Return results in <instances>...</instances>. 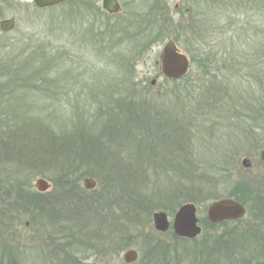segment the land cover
Segmentation results:
<instances>
[{
  "label": "rangeland",
  "instance_id": "rangeland-1",
  "mask_svg": "<svg viewBox=\"0 0 264 264\" xmlns=\"http://www.w3.org/2000/svg\"><path fill=\"white\" fill-rule=\"evenodd\" d=\"M119 1L122 9L110 13L103 8V0H69L44 9L36 8L32 0H0V23L11 18L16 21L11 30L4 31L0 27V232L4 231L12 238L8 240L12 245L9 248L15 250L19 264H95L92 245L96 238L103 236L113 237L106 238L113 242L127 238L131 246L144 251L147 249L143 247L145 244L159 240L166 247L165 254L175 258L176 264H208L209 259H214L209 244L202 243L207 234L196 244L176 237L172 230L159 232L155 228L154 213L164 209L150 214V200L158 196V191H151L147 184L141 189L145 195L139 198L143 204H138L140 216L135 212L127 215L112 207L116 223L111 214L112 223L105 218L103 226L94 220L88 222L76 215L69 216L65 210L54 211L63 199L55 198V193H48L53 207L45 214L36 215V209L27 197L38 190V178L48 172V166L36 163L30 157L24 159L29 146L36 145L39 157L65 158L74 153V143L81 141V134L89 130L95 132L92 136L101 133L99 142L109 146L112 139L103 132L105 127L115 124L108 122L105 111L121 108L123 112V103L118 101L131 94L144 98L148 92L146 83L154 86V91L160 95L157 97L160 107H167L175 116H180V120L186 122L183 128L192 131L190 136L187 133L179 135L170 142L174 149L169 160L177 164L179 157L188 161L193 158L199 163L197 170L205 172L207 164L216 159H230L228 174L207 177L217 179V182L213 181L214 186L219 185L225 194L229 193L226 190L233 189V183L238 185L248 181L249 176L264 171L261 166L264 149V0ZM235 21L244 28L236 26ZM237 27L242 28L241 33L247 32L245 36L252 37L250 42L233 43L231 38L237 33ZM210 38V44L219 51L216 58L221 60L214 66L212 77L220 79L223 86L221 90L213 89L209 81L211 74L207 78L199 72L202 78H207L202 80L207 85L196 87L195 97L200 100L193 102L194 96L185 88L187 83L179 84V92L175 83L160 77L161 53L165 43L173 39L192 60L191 50ZM155 79L157 82L153 83ZM208 88L219 95L210 96ZM189 92L192 96L186 97ZM208 101L214 103L209 109L205 108ZM196 105L201 107L202 121L197 120L203 128L189 123L188 116L192 115L190 111ZM124 107L128 108L127 104ZM197 114L194 111V115ZM47 136L53 141L45 140ZM150 137L138 133L131 142L130 138L115 141L111 150L104 151L100 161L113 158L131 163L136 156L134 141L148 143ZM2 140L9 141L13 151L3 146ZM181 143L189 145L184 154L177 150ZM49 148L62 152L47 154L45 151ZM246 157L254 159L255 169L243 164ZM165 168L154 174L143 166L142 169L147 171L146 178L150 179L147 183L158 175L165 179L168 174H172L170 178L176 175L175 165ZM107 169L112 170L111 167ZM83 170L86 173L89 168L84 166ZM44 177L52 182V176ZM204 187L208 188L206 183L199 185L197 191ZM108 188L118 200L117 190L111 185ZM162 190L172 193L170 187L163 186ZM93 191L99 196V202L105 198L100 197L103 194L100 185ZM188 192H182L183 197L176 199L175 193L168 198L164 195L167 200L163 204L171 213V219ZM74 200L70 197L65 200L69 202V208L77 204ZM68 202L62 203L63 209ZM115 206H119L118 203ZM206 214L207 208L199 210L202 218ZM81 221H85L83 227L86 229L83 234L76 231L80 239L66 237L74 233L71 226L76 228ZM96 229L100 230L90 232ZM48 242L56 245L47 248L44 244ZM65 245L69 255L60 250ZM197 245L206 250L207 261L196 260L203 255L196 252ZM143 254L140 251V255ZM122 255L124 253L120 254L117 264H123ZM170 260L167 257L166 264H171Z\"/></svg>",
  "mask_w": 264,
  "mask_h": 264
},
{
  "label": "trees",
  "instance_id": "trees-1",
  "mask_svg": "<svg viewBox=\"0 0 264 264\" xmlns=\"http://www.w3.org/2000/svg\"><path fill=\"white\" fill-rule=\"evenodd\" d=\"M234 24H236V26L243 27L242 26L243 24H240L239 21H235ZM240 27H237L238 29L237 33H235L231 38L233 39L234 44L236 43L245 44L244 41H248V42L251 41L252 37L245 36L247 32L243 31L241 33L239 31L242 30V28ZM232 29H234V26L232 27ZM175 41L177 42V40ZM210 42H212L211 38L209 41L208 40L203 41L202 42L203 44L201 43L199 47H197V49H195L194 51L191 50L193 69H191L190 73L186 77L179 80H171L165 78L162 72H160V77L164 78L168 83H175L178 86L179 92H180L179 84L181 82L187 83L188 85L185 88L189 89L192 95L194 96L193 102L196 100L198 102L200 100L195 97L196 94L195 91H198L196 87L199 85L200 88H204V85H207L205 81H202L209 78V76L207 75L211 74L209 81H211L212 83L211 87L213 89L221 90L223 86V84L221 83L222 81H219L220 79L212 77L213 75L212 71L214 70V66L219 65L221 60L216 58L219 52L217 47H213L210 44ZM201 71L203 74L207 76V78L205 77L202 78L201 74H199V72ZM146 86L148 92H146L147 96L145 95L144 98H137L135 97L134 94H131V97L129 96L126 97L127 99H119L118 102L123 103L122 105L123 112H121V108L120 110L117 111L115 109H110L105 111L106 117H108V120H110L108 122H113L115 124L114 126L112 125L105 127V132H103L104 134L110 136V138L112 139L113 143H111L109 146L99 142L100 137H102L101 133L100 134L96 133L97 135H93L94 136L93 137L92 134H95V132H91L90 130L81 134L80 137L81 141H78L76 144L74 143L73 146L74 153L70 154L65 158L64 157L51 158L49 155H46L45 157H39V153H38V149L36 148V145L29 146V150L27 151V153L28 152L30 153L29 154L26 153L25 155H23L25 157L24 159L30 157V160L31 158L34 159V161L36 160V163L40 162L41 165L48 166L46 167L48 168L47 169L48 172L45 171L46 173L45 172H41V173L42 174L45 173L44 175L47 176H52L51 179L53 182L54 190L51 193L56 194L55 198H63L61 199V201L58 202V203L61 202V204H58L54 208V211H58L56 209L62 211L65 210L64 212H68L67 215L69 216L76 215V218H83L84 220L87 219L88 222L94 220V222H97V224L99 223L100 226H103L105 223V218L107 219V222L112 223L111 214H113L114 222L116 223L114 213L112 212L113 208L127 215H130L131 212H135L137 213V215L140 216L142 212L137 208H139L138 204L143 205L139 201L140 200L139 198L140 196L145 195L144 192L141 191L144 185L145 186L148 185L149 188L152 189L151 191H158L156 192L158 196L150 200V204L148 207L150 214H152V212L157 209L167 210L166 205L163 204V202L164 200H167L165 198L166 197L168 198V196L171 195L172 193H175L174 195H176V197L175 196L174 197L176 199L178 197H183L182 192L189 190L188 195H185V198L182 199L183 201L182 203L194 201L201 203L203 205H207L208 202H211V200L220 198L225 195V192L219 189V185L218 187H215L217 185L214 186L213 181L217 182V179L213 180V179H208L207 177L210 176V178H213L212 176L219 177L228 174V170H229L228 165L230 164V159L229 160H224L222 158L216 159L214 163L207 164L206 167L207 170L205 172L203 169L197 170V164L199 165V163L196 161V159L192 158L190 159V161H188L183 157H179L180 161L177 164L173 160H169L174 149V147L170 146V142L174 141L175 138L179 135H184L187 133L190 136L192 134V131L185 129L186 127L183 128V125L186 122L180 120V116H175V114L171 113L167 107H160L158 103L159 101L157 100V97H159L160 95L154 91L153 89L154 86H152L149 83H146ZM211 91L213 90L211 89ZM211 91L210 89L208 90L210 96L213 94H217L215 92L211 93ZM192 95H190V92L188 94H185L186 97H191ZM211 102L212 101H208L206 103L207 106L205 108L209 109L212 106H214V103ZM200 103L202 105L204 104L202 101H200ZM126 104L128 108L124 107V105ZM200 109H201L200 106L197 105L193 106L192 110L190 111L192 115L188 116L190 117L189 123L192 122L191 124H196V126H198L199 128L202 127V123L198 122L199 120H197V118L198 119L200 118V121H202L201 117H203L199 115ZM194 111L198 114L194 115ZM223 115L225 114H222V116ZM125 129H128L130 131H125ZM138 133L143 135L145 138H147L148 136L151 137L148 138L150 139L148 143L146 141L143 143L134 141L133 145L137 147L135 151L136 156L133 157L131 163H123L120 160H116L113 158L111 160L109 159V161L108 160L100 161L101 156L105 155L107 148H110L111 150L112 146L115 144V141L117 142V141H121L122 139L130 138L129 141L131 142L132 138H134L135 135H137ZM44 139L45 140L49 139L51 140V142L53 141V139L50 136L49 138L47 136V138ZM2 143L5 148L13 151V149H11V145L9 144V141L4 142L2 140ZM41 144L42 143L40 141V146ZM188 146H185L183 143H181V145L178 146L177 150L182 154H184L185 149ZM0 147L2 146L0 145ZM45 152L47 154H51L52 152L53 154H55V153H61L62 151L54 150L53 148L50 151L49 148V150ZM17 156L19 158V155ZM102 159L104 160V158ZM41 162H44L45 164ZM186 164L189 165L188 168L183 167V165ZM169 165L171 166L175 165L177 167L176 169H174V172L176 173L175 176L170 178L172 174H168V176H166L167 179H165L162 178L163 175H161L160 178V176L157 174L158 175L157 177L153 178L149 183H147L150 179L146 178L147 171L142 169L143 166H147V169H149L150 172L156 174L159 172L161 173L163 169H166L165 166H169ZM84 166H86V168H89L88 172L86 173L83 170ZM107 167H111L112 170L109 171ZM167 170L168 172H170L169 168ZM194 173H198L199 177L197 174L195 175ZM88 176L95 177L98 180L101 188H103L102 191L103 194L100 197H105V198H103L101 202L98 201L99 196L97 194H93L96 192L94 191L89 192L82 185L83 178L85 179ZM175 180L176 182L173 184ZM194 181H195V185H193ZM202 183H204V185L206 183L208 188L204 187L205 188L204 190L197 191L198 190L197 187L199 185H202ZM109 185L113 186L117 190L118 200L115 199L113 190L108 188ZM170 185L177 186V188H174L173 186ZM233 185L234 186L232 190H236L239 188L237 184L236 185L233 184ZM14 186L15 185H13V187ZM163 186H165L166 188L170 187L172 189V193L171 194L168 192L164 193L162 190ZM233 194H235V192L231 193L230 195ZM164 195L166 196L165 198H163ZM44 196L46 197V194L40 193L37 190L33 192V194L27 196L30 198V204L32 205V207L36 209V210L34 209L36 215L42 213L45 214V212L48 213V211L51 210V208L53 207L51 205L53 203L49 199V196L47 195L46 198H44ZM67 197H70L72 199L74 198L75 199L74 202L77 204L72 205V207L69 208V202L65 201ZM107 198L109 200H107ZM64 202H68V205H64L65 209H63L62 207V203L64 204ZM116 202L118 203L119 206H115L117 205ZM101 204L104 206H102ZM52 211L49 212V215L50 213H52ZM175 211L173 212L175 213ZM84 225H86L85 221H81L80 223H78V227L75 228V226H71V228L73 227L74 233L66 235V237L68 236L69 239L72 238V240H74L73 237L75 239H80L78 238L79 237L78 233H80L81 231L82 234L84 233L86 229L83 227ZM110 229L111 228H107V230ZM98 230L100 229L92 230L90 232L97 233ZM76 231L78 233H76ZM0 235L2 236L0 238V264H19L20 259H18L15 250L13 248H9L12 247V245L8 243V240L10 241L12 240V238L7 236V234L4 233V231L0 232ZM106 238L110 239L113 237L103 236L96 238V240L104 242L103 240H105ZM118 244H122V245L125 244L124 246L131 245V243L128 242L127 238H121ZM52 245H56V244L52 243L50 244L49 247H52ZM143 247H147V248L154 247L153 249H150V253L152 252L165 253V249H164L165 246L161 244L159 240H156V242L152 241L150 243H147ZM206 256L207 255L203 254L202 256L197 257L196 260L199 262H205L207 261ZM244 264H251V262L249 263V261L246 260Z\"/></svg>",
  "mask_w": 264,
  "mask_h": 264
},
{
  "label": "flooded vegetation",
  "instance_id": "flooded-vegetation-1",
  "mask_svg": "<svg viewBox=\"0 0 264 264\" xmlns=\"http://www.w3.org/2000/svg\"><path fill=\"white\" fill-rule=\"evenodd\" d=\"M119 1V0H118ZM120 2V1H119ZM121 4V2H120ZM179 7V5H177ZM103 8H104V0H103ZM122 9V4H121ZM106 10V9H105ZM192 67V60H191ZM263 151L261 152V166L264 170V158ZM248 159V163H244L245 160ZM238 160V157H237ZM243 164L250 169H255L254 167V159L252 157L244 158ZM40 178H44L50 183V187L46 191L40 190L38 187V192L49 195L53 191V182H51L48 178L41 176ZM38 178V180L40 179ZM93 178L96 181V186L99 185L98 180L95 177L88 176L84 179V187L87 191L93 192V189H89L86 186V179ZM231 181V180H229ZM231 182L228 183V188L230 187ZM234 184V183H233ZM52 187V188H51ZM238 189L236 190H226L229 191L228 194L224 196L211 200L210 204L207 207H204L203 204L189 201L186 203H193L197 208V216L199 218V225L202 227L201 232L194 237H183L180 236L173 225L175 215L177 211L181 208L182 205L176 210L173 218L171 219V213L167 210L165 211L169 214V219L171 221V226L169 230L174 232V235L182 240H186L189 243L198 244V240L201 237L207 234L205 240L202 243L209 244L212 249V254L214 259L208 260V264H244L246 260L251 262V264H264V171H260L259 174H254V177L249 176L248 181L241 182L238 184ZM51 189V190H50ZM225 192V191H224ZM235 192V194L230 195ZM49 193V194H48ZM223 199H231L237 201L245 207V213L242 217L237 219H226L222 221L213 222L209 218V207L217 201ZM207 208V214L202 218L199 215V210ZM158 212V211H157ZM155 214V213H154ZM250 218V220H246ZM246 220V222H245ZM155 226V222H154ZM156 228V226H155ZM157 229V228H156ZM158 230V229H157ZM167 230V231H169ZM159 232H167L160 231ZM111 239V238H110ZM115 239V238H114ZM105 242L97 243L95 242L92 245V250L94 252L93 256L96 257L95 264H117L120 262L118 259L120 254H123L122 263L123 264H137L141 262V264H166L167 257H170L172 262L171 264H176V259L172 258L171 255H166L164 252L150 253V249L154 247H145L147 248L145 251L142 249H138L133 246H124L122 244H118V240L113 242L112 240H104ZM201 242L199 244H201ZM161 243V242H160ZM43 246V244H40ZM47 248L50 246V242L44 244ZM204 245V244H202ZM197 245L196 249L192 246V249L196 252H201L204 255L206 250L203 249V246ZM53 246V245H52ZM52 248V247H50ZM144 249V248H143ZM202 249V251H200ZM62 250L65 255H69V249L67 245L62 247ZM129 250L137 251V258L132 261H128L126 254ZM140 251H143V256L140 255ZM160 251V250H159ZM162 251V249H161ZM142 257V258H141ZM54 258V257H53Z\"/></svg>",
  "mask_w": 264,
  "mask_h": 264
},
{
  "label": "water",
  "instance_id": "water-1",
  "mask_svg": "<svg viewBox=\"0 0 264 264\" xmlns=\"http://www.w3.org/2000/svg\"><path fill=\"white\" fill-rule=\"evenodd\" d=\"M39 8L54 7L69 0H33ZM104 8L110 13H117L121 10V4L118 0H104ZM16 21L14 18L4 19L0 23L2 30L7 31L15 27ZM191 69L190 57L181 51L177 42L173 39L168 40L161 53V70L165 77L169 79H181L189 74ZM157 80H153L156 83ZM264 158V151H263ZM244 163H248V159ZM37 186L40 190L46 191L50 187V183L44 178L37 181ZM86 186L89 189L96 187V181L93 178L86 179ZM209 218L213 222L226 219H237L244 215L245 207L243 204L231 200L223 199L214 202L209 207ZM155 226L160 231H167L171 226L169 214L165 211H158L154 214ZM176 232L183 237L197 236L202 227L199 225L197 216V208L193 203H186L177 211L174 222ZM138 254L135 250H129L126 254L128 261L135 260Z\"/></svg>",
  "mask_w": 264,
  "mask_h": 264
}]
</instances>
